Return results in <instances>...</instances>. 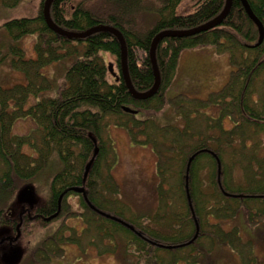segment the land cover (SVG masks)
Masks as SVG:
<instances>
[{"label": "trees", "instance_id": "16d2710c", "mask_svg": "<svg viewBox=\"0 0 264 264\" xmlns=\"http://www.w3.org/2000/svg\"><path fill=\"white\" fill-rule=\"evenodd\" d=\"M44 1L40 0L35 16L13 18L1 26L13 41L10 65L23 74L24 82L0 87V190L7 192L19 181L43 185L45 193L43 202L18 216L11 211L4 214L0 207V228L9 226L18 234L17 242L26 231L43 230L34 247L35 264L62 256V244H80L76 234L64 233L74 232L65 222L71 217L87 226L85 233L93 229L108 241L121 237L138 264L181 260L198 264L200 256L223 246L238 255L240 264H253L252 240L243 243L240 224L221 226L222 221L236 219L247 227L264 225V98L252 99L256 83H264V38L256 45L257 29L240 0H231L219 25L160 40L155 49L160 85L153 96L142 100L133 99L126 87L117 38L107 31L84 38L53 32L44 21ZM74 1L51 2L54 24L73 33L96 26L118 31L126 47L128 76L137 92H146L154 83L149 53L156 34L202 25L225 5V0H195L192 11L177 14L185 0H102L106 3L95 1L96 5ZM247 1L264 27V0ZM0 2L12 8L19 0ZM30 34L36 40L34 57L29 59L17 42ZM205 46L228 54L232 68L227 82L204 98L168 96L181 52ZM73 54L57 94L25 107L31 95L51 89L43 68ZM109 56L114 58L111 72ZM209 108L216 110L215 117L205 114ZM22 118H30L35 127L26 135L12 134L14 122ZM223 119L231 122L228 129ZM109 125L123 129L132 145L149 147L156 156V212L133 217L116 197L119 187L111 172L115 153L105 137ZM71 188H83L84 196ZM71 195L79 197L76 209L67 202ZM57 212V217L45 221ZM57 220L49 230L47 225ZM36 224L40 228L32 230ZM250 246L252 253L243 249Z\"/></svg>", "mask_w": 264, "mask_h": 264}, {"label": "rangeland", "instance_id": "374dc122", "mask_svg": "<svg viewBox=\"0 0 264 264\" xmlns=\"http://www.w3.org/2000/svg\"><path fill=\"white\" fill-rule=\"evenodd\" d=\"M95 1L99 3L104 2L102 0H75L73 4L81 2L87 5H96ZM193 1L195 0L181 2L177 8V14H182L187 10V12L192 11ZM39 2L40 0H19V3L12 8L4 7L0 2V87L2 88L23 83L24 76L20 71L13 69L10 65L13 54L9 46L13 41L1 26L5 21L13 18L35 16L38 11ZM140 16L143 17L144 15L141 14ZM35 40L36 35L30 34L17 42L18 46L23 49L25 58L30 59L34 57L33 44ZM74 56L75 54L70 56V58L53 62L43 68L42 74L50 81L51 89L46 92H40L36 96L31 95L25 107H28V105L33 104L43 97H53L57 94L58 82L64 80V72L73 61ZM189 58L192 60V57ZM113 60L114 58L109 56L107 64H111ZM202 62H204V59H196L193 61V64L187 65L186 67L181 62L180 69L175 77H173L172 86L167 95L186 94L195 98H204L207 95L204 91L206 89L208 90L210 85L206 83L209 79L207 74L216 73L217 69H215L214 64L205 66ZM209 70L211 71L209 72ZM261 98H264V83L258 81L252 99L260 100ZM205 112V114H211L212 117H215V109L212 108L210 110L209 108ZM138 116L140 115L138 114ZM152 118L155 119L157 117L152 116ZM158 121L162 120L158 118ZM163 121L165 122V120ZM223 126L228 129L231 126V122L228 119H223ZM34 127V123L30 118L18 119L14 122L11 133L15 135H26ZM105 137L112 143L111 146L115 153V160L111 172L115 183L119 187L116 197L120 199L121 204L127 207L126 209H128L129 214L133 217H136L140 213L154 212V210L156 212V194L153 191L157 180L155 171L156 156L152 150L149 147L132 145L128 134L123 129L114 125L107 127ZM24 152L33 155V151L29 147H24ZM236 173L240 172L237 171ZM29 186L27 183L15 181L13 189L7 192L0 190V207L5 209L4 214L7 212L10 215L11 211L14 216H18L26 211V209L30 210L37 203L43 202L45 193L43 185L30 186L35 201L32 205L18 202V194L22 190L29 188ZM69 197L67 202L71 205L72 209L78 208L79 197L73 195ZM50 220L48 218L45 219V221ZM60 220L48 225L46 224L48 226L46 227L51 230L56 227ZM212 221L215 220L212 219ZM65 222L66 225L73 228L74 232L67 229L64 233L66 235L76 234L80 238V244H62L64 249L63 255L60 257H52L46 264H138L133 256L126 252L125 242L121 237L116 236L108 241L107 238L101 237L93 229L85 233L87 226L77 217L68 218ZM222 222L225 223H221V226L223 228L227 227V229L231 225L235 224L238 226L240 224L239 230L243 243L249 245L248 241L250 239L252 240V251H254V256L256 257L253 264H262L264 262V225L247 227V224L244 225L242 219L239 222L237 219ZM33 227L32 230L40 228L38 224ZM30 231H26L22 235V240L17 242L18 234L14 233V231L12 232L9 226L0 228L1 262L4 264H35L33 262L34 247L41 240L38 237H42L43 230L39 231L38 234L35 233L36 231ZM26 233L28 234L26 235ZM101 239L104 241L98 242ZM88 241L97 242L92 245ZM106 246L110 247L106 249ZM251 246L249 250L247 248L243 249L252 253ZM222 248L216 250L214 254L211 252L207 257L200 256L198 264H240L238 255L232 249L228 246H223ZM235 250L238 251L237 248ZM176 264H186V262L181 260V262H177Z\"/></svg>", "mask_w": 264, "mask_h": 264}, {"label": "water", "instance_id": "95a60500", "mask_svg": "<svg viewBox=\"0 0 264 264\" xmlns=\"http://www.w3.org/2000/svg\"><path fill=\"white\" fill-rule=\"evenodd\" d=\"M52 1L53 0H45L44 1L42 12H43V17H44V21H45L46 25L53 32L58 33V34L63 35V36H66L68 38H72V37L73 38H84V37L88 36L89 34L94 33L96 31H107L117 38V40L119 42V46H120V60H121V69H122V75H123L124 82L126 84V87L129 91V94L131 95V97L133 99H138V100L147 99V98L153 96L159 88L160 75H159V70H158L156 58H155V49H156L157 44L160 42V40H162L165 37H187V36H191V35L200 33L202 31H205L209 28L215 27L222 22V20L226 17V15L228 14L230 7H231V0H225V5H224L222 11L217 16H215L213 19L209 20L208 22H206L202 25H199L197 27L187 29V30H163V31L159 32L158 34H156L152 40L151 47H150V53H149L150 62L152 65V70H153V75H154V83H153L152 87L149 90H147L146 92H137L134 89V87L132 86V84L130 82V78L128 76L127 67H126V47H125V43H124V40H123L121 34L111 27H103V26H96V27L90 28L86 31L78 32V33L64 31L61 28H59L58 26H56L50 17L49 8H50V4ZM240 2H241L242 8L244 9L245 13L249 17V19L253 22V24L255 25V27L257 29L258 39H257L256 45H258L262 42V40L264 38V27H263L262 23L256 18V16L252 12L248 1L247 0H240ZM108 70L110 72L112 71L110 63L108 64ZM124 110L127 112H130V113H133V114H135L137 112V111L129 109V108H124ZM95 152H96V150H95ZM70 190L73 192H76V193H80L84 196L83 188H71ZM60 198H61V196H60ZM17 200H18V202H22V203L32 205L35 201H34L33 191L31 189V187L22 190L18 194ZM59 202H60V199H59ZM57 214H58V212L55 213L54 215H52L51 217H49L48 219L54 218L55 216H57ZM114 219L118 222H121L125 226H128V224H126L125 222H123L119 219H116V218H114Z\"/></svg>", "mask_w": 264, "mask_h": 264}, {"label": "crops", "instance_id": "0c3cea01", "mask_svg": "<svg viewBox=\"0 0 264 264\" xmlns=\"http://www.w3.org/2000/svg\"><path fill=\"white\" fill-rule=\"evenodd\" d=\"M189 57H192V60ZM196 59H204V62L202 63L205 66H210L214 64V66L216 67L215 69H217L216 73L214 72L207 74L209 79L206 83H209L210 85L208 87L209 89H206L204 93L218 90L227 82L232 68L229 56L226 53H218L213 46L196 47L182 51L179 56L175 75L180 69L181 62L183 66L186 67L187 65L193 64V61H195ZM210 71L211 70H209V72ZM171 86L169 87L166 93H168Z\"/></svg>", "mask_w": 264, "mask_h": 264}, {"label": "bare ground", "instance_id": "6f19581e", "mask_svg": "<svg viewBox=\"0 0 264 264\" xmlns=\"http://www.w3.org/2000/svg\"><path fill=\"white\" fill-rule=\"evenodd\" d=\"M56 25V24H55ZM57 26V25H56ZM60 28V27H59Z\"/></svg>", "mask_w": 264, "mask_h": 264}, {"label": "flooded vegetation", "instance_id": "af4514ba", "mask_svg": "<svg viewBox=\"0 0 264 264\" xmlns=\"http://www.w3.org/2000/svg\"><path fill=\"white\" fill-rule=\"evenodd\" d=\"M263 264V263H262Z\"/></svg>", "mask_w": 264, "mask_h": 264}]
</instances>
